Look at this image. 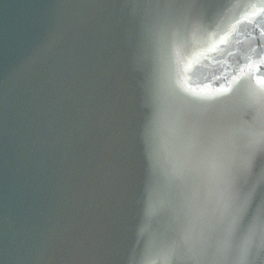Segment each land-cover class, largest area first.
Returning <instances> with one entry per match:
<instances>
[{
  "label": "water",
  "instance_id": "obj_1",
  "mask_svg": "<svg viewBox=\"0 0 264 264\" xmlns=\"http://www.w3.org/2000/svg\"><path fill=\"white\" fill-rule=\"evenodd\" d=\"M135 2L0 0V264H126L157 238L177 116L264 81V0H202L163 48ZM243 182L264 194V152Z\"/></svg>",
  "mask_w": 264,
  "mask_h": 264
},
{
  "label": "snow or ice",
  "instance_id": "obj_2",
  "mask_svg": "<svg viewBox=\"0 0 264 264\" xmlns=\"http://www.w3.org/2000/svg\"><path fill=\"white\" fill-rule=\"evenodd\" d=\"M204 7L202 0L135 2L137 22L158 48L177 42ZM220 103L225 107L217 113L177 116L157 238L126 264H264V194L243 182L264 152V81Z\"/></svg>",
  "mask_w": 264,
  "mask_h": 264
}]
</instances>
